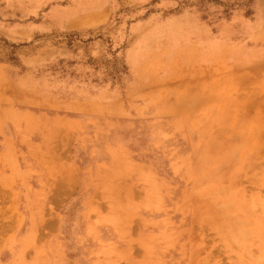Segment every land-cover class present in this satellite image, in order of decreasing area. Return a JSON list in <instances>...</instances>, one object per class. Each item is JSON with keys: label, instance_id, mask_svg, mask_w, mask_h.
I'll return each mask as SVG.
<instances>
[{"label": "rangeland", "instance_id": "obj_1", "mask_svg": "<svg viewBox=\"0 0 264 264\" xmlns=\"http://www.w3.org/2000/svg\"><path fill=\"white\" fill-rule=\"evenodd\" d=\"M0 264H264V0H0Z\"/></svg>", "mask_w": 264, "mask_h": 264}, {"label": "bare ground", "instance_id": "obj_2", "mask_svg": "<svg viewBox=\"0 0 264 264\" xmlns=\"http://www.w3.org/2000/svg\"><path fill=\"white\" fill-rule=\"evenodd\" d=\"M233 233H234V231H233Z\"/></svg>", "mask_w": 264, "mask_h": 264}]
</instances>
